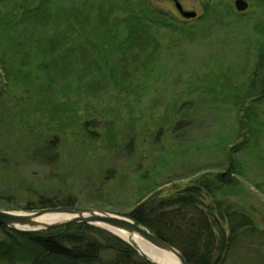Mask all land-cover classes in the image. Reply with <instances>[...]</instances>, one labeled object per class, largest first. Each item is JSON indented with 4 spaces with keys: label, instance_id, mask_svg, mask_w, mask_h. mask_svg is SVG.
Here are the masks:
<instances>
[{
    "label": "rangeland",
    "instance_id": "374dc122",
    "mask_svg": "<svg viewBox=\"0 0 264 264\" xmlns=\"http://www.w3.org/2000/svg\"><path fill=\"white\" fill-rule=\"evenodd\" d=\"M178 1L196 17L172 0H0V210L69 193L126 216L233 161L239 185L197 207L219 219L222 264H264V0ZM53 138L55 163L36 149ZM227 208L257 232L232 239Z\"/></svg>",
    "mask_w": 264,
    "mask_h": 264
},
{
    "label": "trees",
    "instance_id": "16d2710c",
    "mask_svg": "<svg viewBox=\"0 0 264 264\" xmlns=\"http://www.w3.org/2000/svg\"><path fill=\"white\" fill-rule=\"evenodd\" d=\"M145 18H135L132 26L135 28ZM151 22L159 24L158 17L151 18ZM134 32V35L141 36L135 29ZM262 51L264 55V46ZM90 125L91 122L86 123L83 128L86 138L92 141L98 134L88 130ZM59 145L58 139L53 138L37 145L36 149L49 148L53 153L52 163H55ZM239 183L236 167L231 161L225 172L188 188L174 198L156 203L141 201L126 216L178 249L187 264H222L220 255L227 250V239L222 230L215 234L214 228H218L219 219L214 217L211 207H207L206 212L197 206L201 204L199 197L203 190L212 194L223 187H236ZM75 202L76 199L68 193L61 200L39 198L33 207L28 205L26 209L72 207ZM194 208L196 212L193 214ZM219 217L225 220L221 214ZM226 217L232 239L243 229L248 235L257 232L253 220L245 213L227 208ZM0 231L3 232L0 238V264H148L127 243L96 226L71 224L42 233H28L0 225Z\"/></svg>",
    "mask_w": 264,
    "mask_h": 264
},
{
    "label": "water",
    "instance_id": "95a60500",
    "mask_svg": "<svg viewBox=\"0 0 264 264\" xmlns=\"http://www.w3.org/2000/svg\"><path fill=\"white\" fill-rule=\"evenodd\" d=\"M172 2L176 11L183 19L191 20L196 17L195 12L184 10L178 0H172ZM234 7L238 12H245L249 5L245 0H235ZM47 213L63 214L69 216V219L50 225H42L36 221L38 217ZM71 224H87L100 227L110 232L131 246L148 264L160 263L155 261L151 256L139 250L138 242L141 240L161 252L174 255L178 259L179 264H187L184 256L178 249L159 238L148 228L135 223L127 216H118L79 207L44 208L33 210L28 213H17L0 210V225L7 229L21 232L42 233L54 228L64 227Z\"/></svg>",
    "mask_w": 264,
    "mask_h": 264
},
{
    "label": "bare ground",
    "instance_id": "6f19581e",
    "mask_svg": "<svg viewBox=\"0 0 264 264\" xmlns=\"http://www.w3.org/2000/svg\"><path fill=\"white\" fill-rule=\"evenodd\" d=\"M69 216L63 214L47 213L36 219V221L42 225H50L53 223H58L66 221ZM122 235V234H121ZM139 250L151 256L155 261L160 264H179L178 259L174 255L166 254L161 252L143 240L138 242Z\"/></svg>",
    "mask_w": 264,
    "mask_h": 264
}]
</instances>
